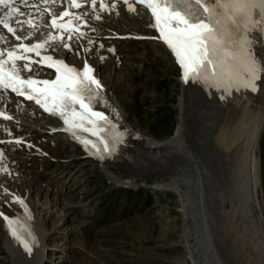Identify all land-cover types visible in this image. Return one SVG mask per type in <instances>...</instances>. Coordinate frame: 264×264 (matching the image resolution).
Segmentation results:
<instances>
[{
  "label": "rangeland",
  "instance_id": "374dc122",
  "mask_svg": "<svg viewBox=\"0 0 264 264\" xmlns=\"http://www.w3.org/2000/svg\"><path fill=\"white\" fill-rule=\"evenodd\" d=\"M128 22L126 18L117 22V31L123 29L124 32L128 30L127 26H134L131 20ZM130 30L144 35L153 32L141 28ZM114 42L117 56H107L108 61H99L91 53L103 85L111 91L110 95H114L128 126L147 137L166 139L177 124L181 83L176 65L157 41L125 39ZM198 107L203 111L200 105ZM194 109L201 116L200 111ZM47 141L41 145L48 153L42 168H36L39 161L29 167L36 168L38 183L43 185L49 181L54 192L61 190L59 198L51 195L59 204L54 199L55 205H50L52 197H45L46 192L32 183L31 176L20 173L24 183L22 187L17 185L23 193V187L34 185L35 194L31 193L30 197L32 202H38L34 209L36 217L47 219L46 223L40 220L49 231V240L42 250V264H190L176 190H163L145 183L136 187L122 186L108 178L97 166V161L83 159L82 152L61 135L56 134ZM260 159V202L264 217V127ZM129 172L135 175L139 170ZM205 174L211 175L208 170ZM217 178L215 186L223 180ZM227 187L226 183L225 189ZM211 202H205V213L209 217L216 215L219 231H224L225 242H231L229 251L232 249L235 254L239 248L232 213L229 207L221 211L223 200L214 198ZM4 237L1 227L0 264H11ZM222 255L227 264H244V261L239 262L238 255L233 257L235 261L224 253Z\"/></svg>",
  "mask_w": 264,
  "mask_h": 264
},
{
  "label": "bare ground",
  "instance_id": "6f19581e",
  "mask_svg": "<svg viewBox=\"0 0 264 264\" xmlns=\"http://www.w3.org/2000/svg\"><path fill=\"white\" fill-rule=\"evenodd\" d=\"M90 12L86 18L93 16L92 8ZM96 13L102 17L100 20L95 19L99 24L92 28L88 26L81 29L85 33L81 43L86 48L91 45L101 48L100 45L104 42L95 41L93 38L98 36L101 38L104 35L103 29H107V18L112 20L111 17H114V10L100 11L97 6ZM124 13V17L129 19V22L131 20L134 25L133 27L125 26L126 29L141 28L153 31L144 13L136 10H124ZM122 33L142 35L135 30ZM143 36L160 43L159 35L155 31ZM89 40L93 43L89 44ZM252 47L257 57L264 62V38L257 37ZM198 90L193 82L181 81L177 99V124L169 137L158 140L147 137L128 126L115 102L114 95H110L111 91L105 89L104 95L99 97L100 100H105L101 110L116 123L120 132L123 133L121 148L119 146L120 150H112L114 153L101 151L99 154H94V150L86 147L84 151L90 153L105 175L118 184L136 187L137 184L145 183V185L152 184L155 188L163 190H176L181 205V224L183 237L189 250L187 259L190 260V264L226 263L222 253L231 259L238 255L239 262L244 261V264H264V217L260 202V140L264 127V73H261L257 91L249 102L245 100L228 105L227 99L220 98L221 104H227L220 111L215 106L206 103ZM194 107L200 111L201 116H198ZM20 118L28 125L45 128L43 126L45 122L29 120L23 115H20ZM100 147L103 148L102 145ZM129 170H139V173L133 175ZM206 170L210 171V176L205 174ZM21 174L19 173L14 179L13 188L8 187L7 183L3 185L10 191L20 190L17 185L22 187L24 183V177ZM217 177L223 180L222 183L220 181L221 184L215 186ZM223 181L225 185L227 183V189ZM32 186L23 187L22 196L17 194L30 212L6 195L15 204L12 205L13 215H16L27 229L30 226L39 241L29 253L2 225L5 247L11 264H42L41 250L44 249L49 231L41 224L47 219L40 218V222L36 217L34 209L38 206V202L31 201V193L35 194ZM4 190L6 192L7 189ZM44 192H46L45 197L50 194L45 189ZM55 198L52 197V201L51 198L49 199L50 205H55ZM214 198L223 200L221 211L229 207L234 218L233 230L237 235L235 240H238L239 248L235 254H232V249L229 251L231 242L227 243L229 240L225 242L224 231H219L220 222L216 215L209 217L207 212L205 213V202H213ZM233 259L235 261V258Z\"/></svg>",
  "mask_w": 264,
  "mask_h": 264
},
{
  "label": "snow or ice",
  "instance_id": "6c2138e0",
  "mask_svg": "<svg viewBox=\"0 0 264 264\" xmlns=\"http://www.w3.org/2000/svg\"><path fill=\"white\" fill-rule=\"evenodd\" d=\"M58 2L66 4L67 9L57 14L53 8ZM90 2L92 18L100 20L102 17L96 13L97 0ZM135 2L150 10L153 17L151 27L158 30L159 38L175 55L185 83L196 81L226 92L233 88L257 90V82L264 73V62L257 57L252 45L257 37L264 38V0ZM88 3L89 0H0V27L17 41L11 47H0V118L13 119L5 115L9 101L3 94L10 91L62 118L68 126L65 131L75 129L90 133L96 139L84 137L81 143L94 150V154L101 151L110 153L117 142H122L123 133L115 131V123L104 112L93 108V102L103 87L94 76V70L86 62L83 69L78 70L53 55L42 54L47 53L54 43H62L65 34L69 41L84 37L81 29L88 27L84 19L87 13L71 12L70 9H81ZM123 3L129 11L135 10L130 0H123ZM115 8V3L108 6L100 0V11L110 12ZM45 15L49 20L44 27L50 29L46 38L26 43L28 36L17 33L26 28L31 36L39 30ZM0 43L8 44V38L2 32ZM63 47L72 50L70 43L64 42ZM33 54L39 59H35ZM45 67L54 69V79L39 78L40 69ZM107 137H111V141ZM74 138L79 139L75 133ZM7 142L23 143L20 139ZM4 159V153L0 152V171L7 173ZM13 200L27 207L20 197L13 196ZM0 216L5 220L10 235L31 253L32 247L39 243L31 227L27 229V238H22V233L13 227L19 223L18 219L9 218L2 212Z\"/></svg>",
  "mask_w": 264,
  "mask_h": 264
}]
</instances>
